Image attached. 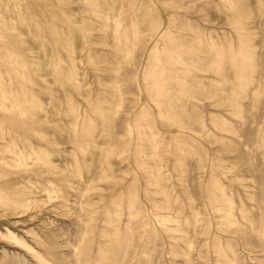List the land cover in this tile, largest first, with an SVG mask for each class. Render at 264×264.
I'll return each mask as SVG.
<instances>
[{
	"label": "rangeland",
	"instance_id": "374dc122",
	"mask_svg": "<svg viewBox=\"0 0 264 264\" xmlns=\"http://www.w3.org/2000/svg\"><path fill=\"white\" fill-rule=\"evenodd\" d=\"M0 264H264V0H0Z\"/></svg>",
	"mask_w": 264,
	"mask_h": 264
}]
</instances>
